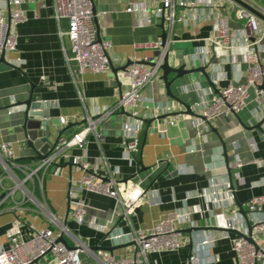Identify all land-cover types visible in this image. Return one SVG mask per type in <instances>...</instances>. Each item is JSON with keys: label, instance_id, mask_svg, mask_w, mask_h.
Segmentation results:
<instances>
[{"label": "crops", "instance_id": "obj_1", "mask_svg": "<svg viewBox=\"0 0 264 264\" xmlns=\"http://www.w3.org/2000/svg\"><path fill=\"white\" fill-rule=\"evenodd\" d=\"M139 2L141 0H93L99 37L109 39L112 44L108 52L109 70L99 74H80L75 63L68 66L65 61L63 49L68 53L69 42L65 36L61 38L59 32L66 31L67 22L54 19L53 0H20L18 5L13 0H0V10L7 16L19 9L26 18L24 22L10 26L17 37L15 51L0 52V145L10 144L18 161L28 160L31 165L40 161L26 140L33 143L40 155L49 154L61 139L58 133L62 128L72 124L71 134L76 133L83 128L82 119L86 115L93 116L97 110L114 105L125 88L122 72L127 63L140 62L149 67L148 63L160 59L163 49L142 47L145 43L160 40V21L149 19L145 26L138 27V14L125 11L129 3ZM199 14L198 8L191 13L192 18L187 23L174 24L173 27L164 25L172 68L179 67L186 57L192 56L203 46V39L212 34L214 21L199 18ZM230 16L234 38L240 23L234 20L232 12ZM203 64L198 58L188 67ZM246 70L242 49H232L228 53L214 49L207 69L211 86L198 72L179 79L170 74L168 79L174 80L170 85L171 96H167L160 77L147 85L137 107L143 122L137 167L122 160L120 113L97 126L96 131L102 137L100 142H96L92 135L87 137L85 155L88 161L106 157L109 167L119 171L121 193L137 183L143 193L154 192L153 198L144 195L135 214L128 218L112 199L83 192L81 199L86 204L85 215L83 223L77 224L68 212V190L79 180L81 171L70 162L59 161L44 178L37 195L27 183L25 189H16L2 202L3 196L14 187L12 178L3 173L0 249L7 247L6 234L14 221H19L25 232L29 227L57 231L41 212L40 207H43L64 228L66 243L72 248L77 244L83 247L80 264H99L94 256L97 251L114 248L112 254L125 257L135 249L132 241L121 244L109 240L110 235L149 227L167 212L190 210L197 231L182 233L184 244L180 250L149 255L148 264H234L231 240L244 234L247 227L242 223L238 224L237 230H226V218L231 216L235 221L238 217L243 218L240 208L247 217L248 201L254 196H264V124L261 130L253 128L263 118L264 103L257 104L250 91L247 104L241 111L228 117H217L210 123L209 132L201 137L195 136L194 119L186 113L185 105L192 111L203 98H210L228 83H243ZM31 92L40 96L49 113L47 118L26 119L25 102ZM170 117L175 119L170 122ZM61 118L66 120L65 125L60 123ZM42 121L47 122L46 127ZM69 152L72 155L81 153L76 147ZM236 158L243 165L234 170L229 179L234 207L222 209L208 199H186L208 191L210 177L225 178L228 173L225 164ZM176 167L185 169L170 174ZM27 195L34 199V203L29 201L32 206L27 205ZM151 200L159 204L155 205ZM211 239L214 240L212 245H201V241ZM190 243L191 249L188 248ZM190 258L194 259L192 263ZM44 262L41 260L38 264Z\"/></svg>", "mask_w": 264, "mask_h": 264}, {"label": "built area", "instance_id": "obj_2", "mask_svg": "<svg viewBox=\"0 0 264 264\" xmlns=\"http://www.w3.org/2000/svg\"><path fill=\"white\" fill-rule=\"evenodd\" d=\"M243 1L264 12L248 0ZM13 3L18 5L20 0H13ZM198 8L199 18L214 21L213 32L203 39V46L196 49L195 53L186 57L184 61L189 64L201 58L203 65L208 66L209 56L214 49H221L225 53L232 49H242L247 67L243 83H228L216 94L208 99L203 98L192 108L194 133L195 136L201 137L209 132L210 123L217 117H228L241 111L247 104L250 91L254 93L257 104L264 103V22L231 0H141L139 3H129L125 11L138 14V27L145 26L149 19L158 22L163 20L164 25L173 27L174 24L187 23L188 19L192 18L191 13ZM52 11L57 22L61 20L67 22L66 31L59 32V36L61 38L65 36L69 42L68 53L63 49L67 65L75 63L80 74L85 72L99 74L108 71V52L112 44L109 39L99 37L91 1L53 0ZM231 12L234 20L240 23V27L235 30L234 38L231 33ZM25 20L19 9L9 12L8 16L0 10V52L15 51L17 37L11 32L10 26L18 25ZM142 47L161 48V41L145 43ZM160 64L161 59L155 62L154 66L147 67L136 62L127 66L122 72L125 88L119 93L115 104L97 110L93 116L86 115L82 119L83 128L66 138L59 139L46 159L40 160L36 165L18 161L10 144H1L0 188L3 173L14 181L13 189L8 195L3 196L5 198L2 202L12 196L16 189H25L27 183L36 189H41L48 170L55 167L59 161H67L81 171L79 180L68 190L70 215L77 224L83 223L85 215L86 204L81 199L83 192L108 197L122 207L125 217L134 215L143 196L153 198L154 192L143 193L137 183L132 189L121 193L118 187V169L110 168L108 159L104 156L96 157L89 162L85 155V146L88 144L89 135H92L96 142H100L102 137L96 131L97 126L116 113H120L124 147L122 160L137 167L143 129L137 107L142 100V90L155 78L160 77ZM174 119L175 117H170L168 120L171 122ZM60 123L65 125L67 122L61 118ZM74 147L81 153L72 155L69 150ZM242 165L243 163L236 158L227 162L225 169L231 174ZM184 169V167H176L170 174L183 172ZM228 173L225 178L210 177L208 191L196 193L186 199H208L222 209L234 207L233 190L230 187ZM25 200L34 203L31 195H27ZM151 201L155 205L159 204L155 200ZM40 208L51 227H56L57 231L52 228L33 230L29 227V231L25 232L23 225L19 221H14L6 234L7 247L0 249V264H35L37 260L38 263L44 260V264H80L83 247L77 244L74 248L67 249L57 243V238L61 233L64 234L65 230L50 211ZM246 210L247 220L251 226V241L245 238L247 231L231 240V249L235 256L234 264H264V196L252 197L247 203ZM191 218L190 210H175L164 213L149 227L139 228L130 233L110 235L109 240L121 244L132 241L135 246L134 251L125 257L97 251L94 254L95 259L99 264H148L147 258L151 254L176 252L183 247L182 229L196 227V223ZM226 219V230H237L238 224L245 223L242 217H238L236 219L238 221L231 216ZM213 243V239L201 241L203 246H210ZM193 261L194 259L190 258V262Z\"/></svg>", "mask_w": 264, "mask_h": 264}, {"label": "water", "instance_id": "obj_3", "mask_svg": "<svg viewBox=\"0 0 264 264\" xmlns=\"http://www.w3.org/2000/svg\"><path fill=\"white\" fill-rule=\"evenodd\" d=\"M92 3V14L94 16V22L98 31V26L96 23V11H95V7L93 4V0H90ZM233 1L235 4H237L238 6L246 9L247 11L251 12L253 15H255L260 21L264 22V12H261L260 10L256 9L255 7L251 6L250 4H248L247 2L243 1V0H231ZM162 33L159 37L160 41H161V48L163 49V53L160 57L161 59V64L159 66V70L161 72L160 75V80L164 83L165 86V90H166V94L167 96H171L170 93V85L172 84V82L174 80H169L168 77L170 74H174L175 75V79H179L182 78L185 75H189L192 74L194 72H198L200 73L203 78L210 84L211 86V81H210V76L207 72L208 66H197V67H193V68H189L187 64V62L183 61L179 67L177 68H172L169 64V51L167 49L168 47V41H167V32L164 28V22L163 20L160 21V25H159ZM4 53V52H3ZM109 59V58H108ZM138 64H142L140 62H136ZM130 64H132V62L127 63V65L123 68L125 69L127 66H129ZM155 63H148L149 66H154ZM26 108H27V113H26V119L28 117H35L38 120H43L44 118L48 117V110L46 108H44V104L41 101L40 96L33 94V92H31L29 98L27 99V101L25 102ZM185 109H186V113L188 115H192L194 116V113L190 110L189 106L185 105ZM42 124L44 125V127L47 126V122L46 121H42ZM264 124V115L263 118L253 127L257 130H261V126ZM72 124H68L66 125L64 128H62L59 133H58V137L59 138H66L68 136H70L71 134V128H72ZM25 130V126L23 128ZM27 142V146L32 149L35 153V158H37L38 160H44L46 159V157L48 156V154H44V155H40L34 148L33 143L29 140H26ZM68 166L70 164H67ZM229 178H231V174L228 173ZM230 187L232 189V185L230 183ZM240 214L243 216L244 220H245V224L247 227V236H245V238L248 241H251L250 235H251V226L249 221L247 220L246 214L245 212L240 208ZM70 211V208H68V212ZM197 231L196 228H188L185 230H182V233H186V234H191L192 232ZM57 243H60L62 245H64L67 249H71L72 247H70L64 237L63 234L61 233L59 235V237L57 238ZM192 245L191 243L188 245V248L191 249ZM94 251V250H92ZM103 251L109 252V253H113L114 248H106L103 249ZM39 260L35 261V264L38 263Z\"/></svg>", "mask_w": 264, "mask_h": 264}, {"label": "trees", "instance_id": "obj_4", "mask_svg": "<svg viewBox=\"0 0 264 264\" xmlns=\"http://www.w3.org/2000/svg\"><path fill=\"white\" fill-rule=\"evenodd\" d=\"M21 162H23V163H29L28 160H23V161H21ZM51 170H52V167L48 170V173H50ZM1 173H2V170H1V168H0V174H1ZM48 173H47V174H48ZM31 187H32V189H33V194H34V195H37V194H38V189H36V188H35L34 186H32V185H31ZM27 205H28V206H32L31 203H29V202L27 203Z\"/></svg>", "mask_w": 264, "mask_h": 264}, {"label": "rangeland", "instance_id": "obj_5", "mask_svg": "<svg viewBox=\"0 0 264 264\" xmlns=\"http://www.w3.org/2000/svg\"><path fill=\"white\" fill-rule=\"evenodd\" d=\"M249 1L264 8V0H249Z\"/></svg>", "mask_w": 264, "mask_h": 264}]
</instances>
